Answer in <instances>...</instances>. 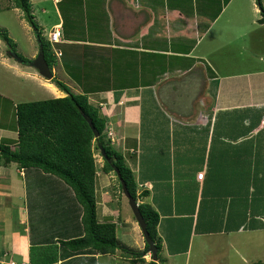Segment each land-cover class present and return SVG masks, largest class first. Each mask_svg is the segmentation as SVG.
Listing matches in <instances>:
<instances>
[{"label":"crops","instance_id":"1","mask_svg":"<svg viewBox=\"0 0 264 264\" xmlns=\"http://www.w3.org/2000/svg\"><path fill=\"white\" fill-rule=\"evenodd\" d=\"M30 1L42 36L61 27L53 79L99 109L107 121L106 141L133 172L138 194L148 192L138 201L160 216L165 262L264 264V207L253 208L264 204V58L244 52L252 64L233 70L231 63L216 61L207 42L233 0L217 14H210L205 0H50L51 11L49 0ZM6 12L19 17L7 28L17 52L34 60V29L21 10ZM259 15L256 23L264 30ZM0 69L25 86L38 84L51 99L66 97L52 80L9 57L2 41ZM12 113L7 120L0 114V145L14 149ZM115 179V173L97 171L98 221L113 222L122 244L144 250L137 220L122 191L112 188ZM61 187L5 164L0 154V264H83L60 243L81 234L79 207ZM148 255L144 263H132L120 250L94 257L96 264H149Z\"/></svg>","mask_w":264,"mask_h":264},{"label":"trees","instance_id":"2","mask_svg":"<svg viewBox=\"0 0 264 264\" xmlns=\"http://www.w3.org/2000/svg\"><path fill=\"white\" fill-rule=\"evenodd\" d=\"M12 5L3 7L0 4V12L13 8L23 13L26 22L34 29L38 38L42 41L45 51V59L50 68L55 66L54 52L48 42L42 38V30L35 21L33 6L30 0H11ZM229 0H225L228 3ZM261 10L264 23V7L261 1H257ZM0 41L7 47V55L11 57L15 53L21 60H29L17 52V46L9 36L7 30L0 28ZM53 83L66 94L64 98H53L38 102L21 103L16 106V125L18 140L14 149L10 144L0 145L1 158L5 164L16 163L20 168L29 172H37L44 177L51 178L63 186V192L72 195L79 207L77 218H81L80 232L75 238L61 240V245L70 250L69 257H78L83 264H96L94 255H114L116 251L124 252L132 263H144V257L149 253L146 244L144 251H135L117 238L116 225L113 222L100 223L97 215L96 179L97 166L93 145L100 151L103 146L108 159L104 158L103 172L114 173L117 167L127 184L130 194L137 200L148 196L145 191L137 193V184L131 169L125 164L121 154L116 152L110 143L106 141L107 121L100 114L99 109L90 105L86 95H77L61 81L53 79ZM84 115L88 116L100 136L98 139L86 122ZM116 175V174H115ZM120 183V182H119ZM121 190H123L120 184ZM140 211L147 224L151 239L159 249V260L162 252V240L158 234L160 221L159 214L147 204H140ZM52 247V246H48ZM91 256L90 258H87ZM164 261V260H163ZM32 264H35V261ZM39 264H48L46 261ZM149 264H158L151 261ZM256 264H263L261 262Z\"/></svg>","mask_w":264,"mask_h":264},{"label":"rangeland","instance_id":"3","mask_svg":"<svg viewBox=\"0 0 264 264\" xmlns=\"http://www.w3.org/2000/svg\"><path fill=\"white\" fill-rule=\"evenodd\" d=\"M172 1L173 0H169L170 3ZM205 1L208 4V8L209 6H211L210 14H217V12L219 11V8H221L223 5V2H225V0L224 1L221 0V3H219V0H217V3L214 4L216 0H205ZM257 1L258 0H233L230 4V7H228L224 11L222 17L217 20V22L215 23L214 27L212 28L209 34V38L207 39V42H211L214 50H216V53L214 55V58L216 59V61H222V62L227 61L231 63V66H234L233 70H236V68L239 70H242V69L248 68V66L250 67L252 63L248 59H246L247 54L249 56V55H252L253 53L257 55L258 59H260L261 57L264 58V47L263 48L260 47L261 43H262V46H264V30H262L256 23V19H258L260 17L259 14H261V10L258 6ZM259 1H261V4L264 7V0H259ZM0 4L3 7H7V6L12 5V1L11 0H0ZM46 6L48 10L51 11L53 8L52 1L49 0ZM254 6L258 8V11L255 10ZM18 18L19 17H17V13L6 12V11L0 12V28H3L5 30H7V28L13 29L14 28L13 24H16V25L18 24L17 22V20H19ZM48 29L49 28L46 29L47 31L46 35L42 36V38L46 42H48L47 34L51 32ZM237 42H240L239 45H237ZM54 47L55 49H57L56 46H53V49ZM244 52H247V54L244 55ZM0 76H1L0 77V94H1L2 89L8 94V96L4 100H3L4 97L2 98V95H0V114L4 115L5 119L1 116L3 120H7L8 118H10V115L12 113L11 107L14 105V103L15 104L21 103V101H24L22 103L35 102V101L38 102V101L51 99L50 96H45L46 94L42 92V90L39 88L38 84L36 83H28V85L25 86V83L22 81V79L17 78V77H10V74L7 73V71H4L2 69H0ZM48 81H51V80H48ZM52 83H53V79H52ZM15 101H19V102H15ZM14 113H16V108H15V111H13L12 115H14ZM6 125H9V124L6 123ZM95 147H96V144L93 145V151H94L95 159L97 160V163H96L97 171L98 170L101 171L104 162L101 164L98 162L100 160L99 156L101 155L100 154L101 152L97 150ZM111 174H114V173H111ZM117 180L118 179H115L114 181L115 185L112 186V188L114 187L116 191L121 190L119 180L118 181ZM239 189H241V186L239 187ZM121 191L123 193V190ZM124 196L125 195L123 194V198L126 202L128 213H130L133 216L134 214L129 206V201ZM258 207H264V204L259 205L256 202V205L253 206L254 213H255V209ZM56 221L63 223L60 220L59 216H57ZM54 226H57L56 222L54 223ZM57 233L59 232H56V234ZM135 236L136 235L133 234L132 236L129 237V239L135 241ZM133 241H132V245H133ZM132 248H134L135 251L145 250V249L137 250V246L135 245H133ZM122 253L124 254V252ZM148 254H147L148 255L147 261L151 262L152 261L151 253H148ZM160 256L162 258V254H160ZM163 260L160 259L158 261V264H167L165 260L164 261ZM183 260H184L183 258L174 259L173 261H171L170 264H185ZM37 261H35V264H39V262ZM256 263H259V262H255V264ZM12 264H16V263H12ZM120 264H125V263H120Z\"/></svg>","mask_w":264,"mask_h":264},{"label":"water","instance_id":"4","mask_svg":"<svg viewBox=\"0 0 264 264\" xmlns=\"http://www.w3.org/2000/svg\"><path fill=\"white\" fill-rule=\"evenodd\" d=\"M37 36V40H38V45H39V51H38V55L36 56V58L34 60H30L28 62H24L23 60H21L15 53L12 54V57H14L18 62H20L23 65H26L28 67H32L34 69H36L39 74L44 77L47 80H52L54 78V74H53V70L52 68H50L48 62L45 59V51H44V45L42 43V41L40 40V38H38ZM86 122L89 124L90 128L92 129L95 138L98 139L100 134L98 132V130L96 129V127L94 126L92 120L84 115ZM100 152L103 156V158L107 159L109 163H111V160L108 159V156L106 155V152L103 148V146H100ZM114 167V173L116 174L122 188H123V194L125 195V197L127 198V200L129 201V206L134 214L135 219L137 220L143 238L145 240V243L148 244L149 246V253H151V257H152V261L153 262H158L159 261V249L156 246V244L154 243V241L151 239L148 229H147V224L144 220V217L140 211V203L137 199H135L129 192L128 188H127V184L126 182L123 180L122 175L120 170Z\"/></svg>","mask_w":264,"mask_h":264},{"label":"built area","instance_id":"5","mask_svg":"<svg viewBox=\"0 0 264 264\" xmlns=\"http://www.w3.org/2000/svg\"><path fill=\"white\" fill-rule=\"evenodd\" d=\"M61 34H62L61 27L57 26L54 28L53 31H51L49 33V36H48V43L50 44V48L53 50V52L56 56H61V52L56 50L55 47L53 49V46H55V44L60 43ZM110 136H111V134H110ZM203 176H204V174H202V173L198 175L199 179H202Z\"/></svg>","mask_w":264,"mask_h":264},{"label":"clouds","instance_id":"6","mask_svg":"<svg viewBox=\"0 0 264 264\" xmlns=\"http://www.w3.org/2000/svg\"><path fill=\"white\" fill-rule=\"evenodd\" d=\"M50 45V44H49Z\"/></svg>","mask_w":264,"mask_h":264}]
</instances>
